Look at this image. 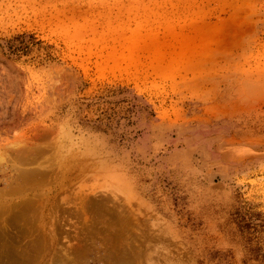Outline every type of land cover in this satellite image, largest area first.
<instances>
[{
	"label": "rangeland",
	"instance_id": "1",
	"mask_svg": "<svg viewBox=\"0 0 264 264\" xmlns=\"http://www.w3.org/2000/svg\"><path fill=\"white\" fill-rule=\"evenodd\" d=\"M0 263L264 264V0H0Z\"/></svg>",
	"mask_w": 264,
	"mask_h": 264
},
{
	"label": "bare ground",
	"instance_id": "2",
	"mask_svg": "<svg viewBox=\"0 0 264 264\" xmlns=\"http://www.w3.org/2000/svg\"><path fill=\"white\" fill-rule=\"evenodd\" d=\"M24 163V162H23ZM13 184V183H12ZM10 242V241H9ZM11 243V242H10ZM12 247V246H11ZM14 249V248H13ZM0 264H2V263H0Z\"/></svg>",
	"mask_w": 264,
	"mask_h": 264
}]
</instances>
